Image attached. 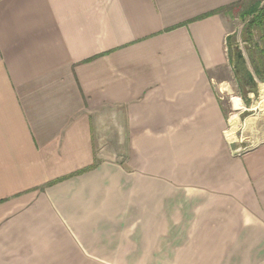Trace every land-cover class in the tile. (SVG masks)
I'll use <instances>...</instances> for the list:
<instances>
[{"label": "crops", "instance_id": "1", "mask_svg": "<svg viewBox=\"0 0 264 264\" xmlns=\"http://www.w3.org/2000/svg\"><path fill=\"white\" fill-rule=\"evenodd\" d=\"M247 1L0 0V264H264L222 74Z\"/></svg>", "mask_w": 264, "mask_h": 264}, {"label": "rangeland", "instance_id": "2", "mask_svg": "<svg viewBox=\"0 0 264 264\" xmlns=\"http://www.w3.org/2000/svg\"><path fill=\"white\" fill-rule=\"evenodd\" d=\"M262 14H264V0H249L233 9H225L223 12L229 33L227 45L231 66L222 74L230 77L233 94L242 100L243 106L248 110L236 120L238 122V141L242 138L245 139L242 145H238L240 151L247 150L264 140L262 139L263 125L261 123L264 113V79L261 80L257 76L253 67L255 63L263 60L261 50L264 47V17L261 20ZM241 60L245 63L246 68L244 75L251 74L252 82L248 77L247 81H243L239 73L240 69L237 71L234 69V65ZM234 78L238 83L234 81ZM249 91L253 92L251 98L248 97ZM239 106L240 104L236 100L235 107L239 108ZM232 131L234 130H231V127L226 131L228 140L235 139Z\"/></svg>", "mask_w": 264, "mask_h": 264}, {"label": "trees", "instance_id": "3", "mask_svg": "<svg viewBox=\"0 0 264 264\" xmlns=\"http://www.w3.org/2000/svg\"><path fill=\"white\" fill-rule=\"evenodd\" d=\"M251 1V0H250ZM263 17H264V14H262L261 16V20H263ZM261 56H262V59L261 61H258V63H255L254 64V71L256 72L257 76L262 80L264 79V47L262 48L261 50ZM237 63V62H236ZM245 63L241 60L239 61L236 65H234V69L237 71L238 69H240L239 73H240V76L242 74H244V71H246V68H245ZM238 77V76H237Z\"/></svg>", "mask_w": 264, "mask_h": 264}, {"label": "flooded vegetation", "instance_id": "4", "mask_svg": "<svg viewBox=\"0 0 264 264\" xmlns=\"http://www.w3.org/2000/svg\"><path fill=\"white\" fill-rule=\"evenodd\" d=\"M237 56V55H236ZM237 59H239V57L237 56ZM247 75H244V74H242L241 75V79L243 80V81H247ZM250 82H252V81H250Z\"/></svg>", "mask_w": 264, "mask_h": 264}, {"label": "water", "instance_id": "5", "mask_svg": "<svg viewBox=\"0 0 264 264\" xmlns=\"http://www.w3.org/2000/svg\"><path fill=\"white\" fill-rule=\"evenodd\" d=\"M247 76H248L250 81H253V78H252L251 74H248Z\"/></svg>", "mask_w": 264, "mask_h": 264}, {"label": "bare ground", "instance_id": "6", "mask_svg": "<svg viewBox=\"0 0 264 264\" xmlns=\"http://www.w3.org/2000/svg\"><path fill=\"white\" fill-rule=\"evenodd\" d=\"M264 90V89H263ZM232 118H235V117H232ZM231 122V121H230ZM243 130V129H242Z\"/></svg>", "mask_w": 264, "mask_h": 264}]
</instances>
